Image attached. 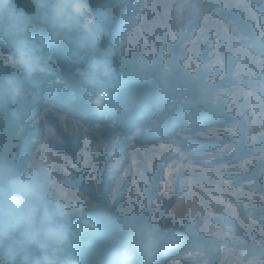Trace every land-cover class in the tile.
Masks as SVG:
<instances>
[{"label":"trees","instance_id":"16d2710c","mask_svg":"<svg viewBox=\"0 0 264 264\" xmlns=\"http://www.w3.org/2000/svg\"><path fill=\"white\" fill-rule=\"evenodd\" d=\"M145 1L88 0L91 10L107 14L105 32L94 51L78 48L73 41L79 33L54 34L36 20L31 33L42 45L44 71L31 79L26 78L22 69L10 59L11 49L7 43L0 41V77L15 75L22 83V90L14 99L0 97V159L16 165L24 164L27 168L29 159L45 138L51 139L55 146L67 148L71 145L75 127L85 126L98 133L110 128L123 139L136 140L141 145L165 151L178 146L190 152L200 145L204 151L202 154H209L210 162L221 165H243L255 158L259 168L257 173L261 174L264 148L250 143L247 127L253 134L263 133L264 117L247 123L232 116L220 95L226 86L224 82L212 80L204 66L187 68L178 45L171 46L167 56L160 54L152 60L137 54L127 57L122 53L125 39L135 26L138 10ZM252 1L260 5L264 29V0ZM19 4L29 12L34 11L33 0H19ZM93 15L94 12L89 11V16ZM238 28L248 36L255 50L264 53V41L250 23L240 21ZM102 51L112 52V63L119 79L108 91L107 99L97 103L99 90L86 87L81 72L89 56ZM226 72L230 78L231 65ZM253 80L251 77L241 82ZM55 115H60L65 124L51 118ZM64 122L62 120V124ZM208 129H235L237 135H223L205 141L193 136ZM184 131L190 137L183 140L179 134ZM161 176L159 172L156 182ZM80 184L84 188H93L84 179ZM103 184L108 186V181L104 179ZM253 184L256 185L255 181L251 185L244 183L243 187L252 188ZM256 190L263 191L259 187ZM102 193L101 197H93L92 206L80 207L83 222L80 217H74L75 247L82 264H145L140 248L143 239L149 235L161 237L151 264H168L188 253L198 254L208 264H222L220 250L226 247L227 239L203 235L193 224L152 222L147 213L122 214L109 204L107 190L103 189ZM232 200L233 207H227L229 213L215 204V210L219 209L222 214L216 219L222 224L226 221L244 237L248 229L258 231L259 222L246 215V204L239 200L234 205ZM217 201L222 198H216ZM261 210L256 220L264 223V207ZM226 229L228 227L224 231L230 232ZM219 232L216 230L215 235ZM256 239L262 249L239 254V264L248 262L250 252L255 255L254 251H261L256 259L264 256V236H256ZM240 244L245 246L247 242ZM0 264H7V260L0 258Z\"/></svg>","mask_w":264,"mask_h":264},{"label":"rangeland","instance_id":"374dc122","mask_svg":"<svg viewBox=\"0 0 264 264\" xmlns=\"http://www.w3.org/2000/svg\"><path fill=\"white\" fill-rule=\"evenodd\" d=\"M261 19L260 5L252 0H146L138 10L122 53L152 60L160 54L167 56L169 48L178 45L184 65L204 66L212 80L224 82L226 86L220 95L228 112L250 123L264 117V53L255 50L238 27L240 21L250 23L264 41ZM230 65L232 76L227 78ZM251 77L253 81L241 82ZM57 116L60 115L51 118L64 125V119L60 116L62 124ZM179 135L183 140L190 137L186 131ZM223 135L237 134L235 129H208L193 136L205 141ZM247 136L252 145L264 148V132L253 134L247 127ZM70 144L67 148L55 146L45 138L26 168L43 166L49 171L53 198L90 207L93 197H101L106 189L109 204L122 214L147 213L152 222L193 224L203 235L227 239L226 247L220 250L222 264H239V254L262 249L256 236H264V223L256 217L264 207V168L260 169L261 174L257 173L255 158L243 165H221L210 162L209 154L203 155L200 145L190 152L178 146L165 151L123 139L110 128L98 133L85 126L75 127ZM159 172L162 176L156 182ZM103 178L108 186H104ZM83 179L93 188L82 187ZM254 181L252 188L243 187L244 183L251 185ZM216 198L222 201L216 203ZM230 199L234 205L239 200L246 204V215L259 222L258 231L248 229L244 237L226 221L222 224L217 220L222 215L219 209L227 211V207H233ZM215 204L220 206L218 210ZM225 227L230 232L224 231ZM216 230L220 232L215 235ZM254 252L255 255L248 254L246 264H264V256L255 257L261 251ZM168 264L208 263L198 254L188 253Z\"/></svg>","mask_w":264,"mask_h":264},{"label":"clouds","instance_id":"9594fccd","mask_svg":"<svg viewBox=\"0 0 264 264\" xmlns=\"http://www.w3.org/2000/svg\"><path fill=\"white\" fill-rule=\"evenodd\" d=\"M34 11L19 0H0V41L11 49L10 59L31 79L44 71L42 45L31 29L40 20L54 34L79 33L73 41L81 51H94L105 32L107 14L91 10L88 0H33ZM89 11L94 15L89 16ZM112 52L90 55L81 72L83 84L99 90L97 103L108 97L119 77ZM22 90L15 75L0 77V97L14 99ZM83 222L79 205L50 195V173L43 166L26 169L0 159V258L7 264H82L75 247L74 217ZM161 237L149 235L141 244L145 264H151Z\"/></svg>","mask_w":264,"mask_h":264}]
</instances>
